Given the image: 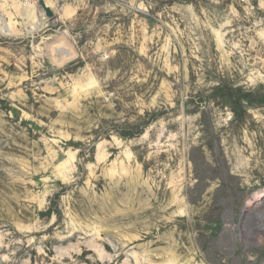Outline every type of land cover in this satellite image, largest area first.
Here are the masks:
<instances>
[{"label": "rangeland", "instance_id": "obj_1", "mask_svg": "<svg viewBox=\"0 0 264 264\" xmlns=\"http://www.w3.org/2000/svg\"><path fill=\"white\" fill-rule=\"evenodd\" d=\"M45 2L0 0V264H264V0Z\"/></svg>", "mask_w": 264, "mask_h": 264}, {"label": "trees", "instance_id": "obj_2", "mask_svg": "<svg viewBox=\"0 0 264 264\" xmlns=\"http://www.w3.org/2000/svg\"><path fill=\"white\" fill-rule=\"evenodd\" d=\"M226 88L222 89L218 87V90L220 91L221 94V98L223 99V102L226 105L229 104L233 106L234 103L241 106L244 105V101L247 104H252L254 102L253 93L245 92L242 88H237L235 91H233L234 93H232L228 87ZM137 133L139 134L141 133V131H138Z\"/></svg>", "mask_w": 264, "mask_h": 264}, {"label": "water", "instance_id": "obj_3", "mask_svg": "<svg viewBox=\"0 0 264 264\" xmlns=\"http://www.w3.org/2000/svg\"><path fill=\"white\" fill-rule=\"evenodd\" d=\"M39 4L42 6V8L45 11L47 16H53L54 15L53 10L51 9L50 6L47 5L45 0H39Z\"/></svg>", "mask_w": 264, "mask_h": 264}, {"label": "built area", "instance_id": "obj_4", "mask_svg": "<svg viewBox=\"0 0 264 264\" xmlns=\"http://www.w3.org/2000/svg\"><path fill=\"white\" fill-rule=\"evenodd\" d=\"M26 2H33V1H36V0H25Z\"/></svg>", "mask_w": 264, "mask_h": 264}, {"label": "bare ground", "instance_id": "obj_5", "mask_svg": "<svg viewBox=\"0 0 264 264\" xmlns=\"http://www.w3.org/2000/svg\"><path fill=\"white\" fill-rule=\"evenodd\" d=\"M42 7V6H41Z\"/></svg>", "mask_w": 264, "mask_h": 264}]
</instances>
